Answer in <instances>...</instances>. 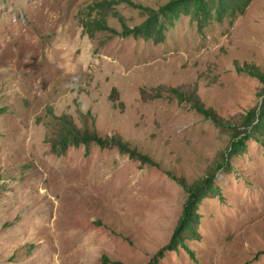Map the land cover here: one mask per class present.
Wrapping results in <instances>:
<instances>
[{
  "label": "rangeland",
  "instance_id": "374dc122",
  "mask_svg": "<svg viewBox=\"0 0 264 264\" xmlns=\"http://www.w3.org/2000/svg\"><path fill=\"white\" fill-rule=\"evenodd\" d=\"M95 1L0 0V264H264V0L221 15L215 0L202 24L183 13L162 42L122 36L115 17L119 33L90 37ZM116 10L131 28L147 18ZM67 121L157 165L116 144L58 153ZM169 173L212 182L192 253L166 249L188 198Z\"/></svg>",
  "mask_w": 264,
  "mask_h": 264
},
{
  "label": "trees",
  "instance_id": "16d2710c",
  "mask_svg": "<svg viewBox=\"0 0 264 264\" xmlns=\"http://www.w3.org/2000/svg\"><path fill=\"white\" fill-rule=\"evenodd\" d=\"M215 0H170L166 5L160 7L158 10L144 6L134 2V0H96L83 20L85 32L90 37H95L97 32H108L112 35L119 32L110 26L108 19L110 17L117 18L122 26L121 35L124 37L143 38L149 40L156 39L157 42H162L165 39V30L168 24H173L183 15L189 13L194 19H197L200 24L207 20L212 14V6H215ZM247 0H219L217 3L218 14L221 15L227 12L228 9H235L240 4L245 3ZM249 2L251 0H248ZM127 4L133 8L139 9L142 13L146 14V20L139 26L131 28L124 16L117 10V6ZM249 72L256 77H263L257 70H249ZM170 92L177 97L180 101H185L191 104L199 112L203 113L206 117L216 120L215 112L211 109L205 108L203 103L198 98L189 96L188 93L183 92L180 88H172ZM160 97V94H157ZM7 108H0V115L6 112ZM61 138L56 142L55 150L59 153L65 149L70 143L80 146L85 144L89 147L93 142H96L101 147L116 144L121 151L129 153L132 157L140 158L145 163L157 165V163L146 153H143L136 147H132L128 142L124 141L119 136H103L96 130L81 129L74 122H65ZM239 141L243 142L244 139ZM176 181H178L184 189L188 192V198L185 203L183 214L179 220L177 227L173 233L170 242L167 244L166 249L178 251L180 246L187 248L191 253L192 250L186 243L187 231L193 230L194 223L198 220L199 214L197 212L198 205L201 202L202 196L208 186L212 185L211 179H206L194 186H188L184 178H177L172 173H169ZM211 188H213L211 186Z\"/></svg>",
  "mask_w": 264,
  "mask_h": 264
},
{
  "label": "bare ground",
  "instance_id": "6f19581e",
  "mask_svg": "<svg viewBox=\"0 0 264 264\" xmlns=\"http://www.w3.org/2000/svg\"><path fill=\"white\" fill-rule=\"evenodd\" d=\"M195 259V258H194Z\"/></svg>",
  "mask_w": 264,
  "mask_h": 264
}]
</instances>
